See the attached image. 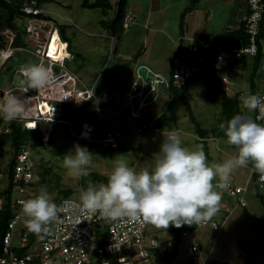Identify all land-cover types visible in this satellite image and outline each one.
<instances>
[{"label":"rangeland","instance_id":"rangeland-1","mask_svg":"<svg viewBox=\"0 0 264 264\" xmlns=\"http://www.w3.org/2000/svg\"><path fill=\"white\" fill-rule=\"evenodd\" d=\"M223 1L227 2L224 4ZM81 2L82 0H42L40 7L42 8L43 13L47 14L51 18L53 17L57 21L62 22L63 19H65V22L68 24L65 29V34L67 36L68 42L71 44V51L73 52V54L79 53V56H74L73 59L69 60V68L71 67V70L76 72L77 75H79V77L83 79L85 81L84 83H86V85L88 86L94 85L95 81L93 80L96 79L98 75H100V81L98 82L96 89L100 91L103 99L108 98L110 100L109 103H112L111 105L113 106V111L111 112L112 116L115 117V119L118 121L117 122L115 120L114 123H110V127H122V136H124V140L126 141L127 145L129 144V146L127 149L120 148L117 150H108L107 147H103L98 143L89 144V142H85L83 140H80L79 138H66L65 136H63V130L60 126L57 127L56 131L53 129L55 127V122L47 123L41 121L39 122L41 131H43L44 134L48 133V135L50 136L49 140L51 139L52 143L46 146L36 145L34 148L31 146H25V148H27L30 152L33 166L35 165V168H37L38 170V175L36 177L40 180V178L42 177V174L40 172L44 170L47 171L43 175V181L40 185L42 186L41 188H46L51 198L65 195L66 191H70L68 194L66 193L67 195L78 197L81 190L86 189L88 184L92 183L88 182L87 184L83 185L81 182V177L76 178L70 175L67 169L64 167V155L69 153V151L73 149V146L75 144L86 146L88 150L93 154V161L89 166V173H94L95 175L99 176V180L95 184H99L101 182L106 183V177L113 167V161L119 155H123L121 158H124L129 166L133 167L137 171L141 169H150L155 163L156 153L159 150V144L162 140V131H175L177 134H179L183 145L190 149L204 151L203 146H206L208 152L204 151V153L209 165L223 163L225 160L234 157L237 153L236 147L228 144L226 139H217L211 132V129L215 125L217 126V121L219 120L218 117L220 112L221 99L220 97H218L215 102H211L208 100V94L211 92V87L206 81L208 79V72L206 69L203 70L199 82H197L194 88L188 93V96L197 122L201 125V127L209 131V133H206L207 136L205 135L204 137V134L201 135L199 134L197 129H194L192 122L190 121L188 116H186L184 107L179 101L175 102L172 109L164 114V110L169 104V101L172 100V98L168 97V93L165 92V90L161 87L159 96L153 97V95H151V97L147 99V102L144 105V110L141 114V119L143 120L144 117V121L148 125V131L143 133L145 135H140L135 132V122L129 120L126 117L129 113V106L125 101V97L123 98V101L121 99L124 88L126 86V77L128 76L129 72H131L130 58L126 59L124 57L134 56L133 54L136 53L135 50L137 51L142 46L143 48L147 47V38L143 33V29L141 28L142 30H139L140 27H137L136 32L130 33L132 31V25L130 29L125 30V33L130 37V42L126 44V41L120 39V41L124 44L122 48H124V50H126L127 52L123 51L121 47H118V57L112 60V56L110 60H108V66H106V61L103 62V60L108 54V41L105 37L100 36V34L106 35V31L103 30L99 24V21L104 18V14L99 9L90 10L86 7L81 6ZM218 2L219 0L216 1L217 4L214 5V8L217 9L220 6H223V8L218 12V14H215V18L219 17L218 19L220 22L218 24L220 27H222V32L228 29L236 28L240 24V21L236 19L233 13H229V9H232L233 12L234 9H236L237 5L235 4V2L232 0H221L222 4H218ZM245 2V0H240L241 8L246 7ZM0 14L2 16L0 17V22H4L6 19V15H4L5 13L1 8ZM244 14L245 11L241 13L240 17H243ZM15 21L17 23H23L27 26L26 35L28 38V47L24 49H15L13 51V56L1 66L0 87L2 90H7L3 92H8L7 95L5 94L6 97L15 96L19 98L18 96H20V94H16V91H12L13 93L9 92L10 88L13 86L10 83L11 81H9V78L11 77L12 73H17V71L22 66L40 62L39 56L34 52L35 44L33 43H35V41L31 40L29 36H37L39 42H45L48 35H50L48 34L50 28L47 27L44 22L35 20L33 18H30L29 16H27L25 19H21V21H17V19ZM0 30L2 31V29ZM138 30L140 31V33L138 32ZM207 31L211 32L209 28H207ZM133 33H135V38H133ZM2 35V32H0L1 41L3 40ZM31 41H33V43H31ZM58 41H61V39H58ZM191 41L196 42V44H198L200 47L203 46L200 44L201 42H199V40H196L195 38L191 39ZM117 43L119 45H122L120 42H118V40L116 41V45ZM7 44L9 45L8 41ZM262 46L264 50V40L262 41ZM147 52L148 57L153 54L150 49ZM171 53L172 51L169 52L167 56L166 53H162L161 51V57H158V59H156L155 52L154 56L149 57L150 59H146L145 62L147 65H151H148L149 67L163 73L167 77L169 59L168 57ZM125 62L128 63V66L124 69V67L121 66ZM252 62L253 59L251 57L245 56L244 59L241 60L229 58L216 63L217 78L221 80V77H227L231 80V95H233L234 93H238L239 91L244 92L245 95L248 94V83L250 73L252 72ZM43 64L44 66L46 65L45 63ZM102 65L111 68L112 71H109L106 73V75H103V73L100 72V68L102 67ZM115 65L120 67H117ZM200 65H205L204 56L203 61ZM139 66L140 65H137V68H139ZM135 70L136 66H134V73ZM111 73L117 77L116 81L111 80ZM134 73L129 75L131 77H134ZM259 77L262 78L263 76H260L259 73L256 74L255 83L259 84V89H261L263 87V82ZM19 78H21V80L15 82L16 86H18V90L21 89V87H26L22 76H19ZM113 84H115L114 88L112 87ZM27 92L29 94H34L36 90L29 89ZM6 97H3L2 100ZM30 101L32 102V105H34V101L32 99ZM240 105L243 109L242 103H240ZM31 111L32 109L27 108L26 105L24 107L23 114L17 116L20 119L24 120V124L27 128H30L29 126H27V121L30 119ZM244 114L252 116V113H249L247 109L244 110ZM164 115L167 117L168 123L170 125L166 123V127L163 126L161 128H158L155 125V119L158 116ZM2 117L4 116L0 115V118ZM14 119L20 120L18 118ZM75 129L76 128L72 129L73 133L76 131ZM50 130L53 131L50 132ZM96 133L98 134V130H96ZM7 148H9L8 145L4 147V150L3 148L1 150L0 175L3 169L7 167L6 163L10 160V155L12 156L13 153L12 152L11 154H9L8 151H5L7 150ZM250 171L251 169L248 167H241L235 169L231 174L230 181L232 183L238 184L241 188H244L245 195L233 198L235 199L237 205H235L233 211H231L232 213L223 222L222 227L219 231V233L221 232V234L215 232V234L218 235L219 239H226L230 241V248L236 249L235 251L238 253V255H242L241 248L238 245L239 242L241 240L247 241L246 245L248 247H251L252 241L256 238L257 235L256 232L252 229V222L243 214L241 204H238V199L241 197L243 205H245L246 203L247 209L253 214H261L264 208L262 202H260L253 195L254 191L252 190V188L246 187V181L248 177L250 180L249 186H251ZM1 178L2 177H0V179ZM217 181L218 178L217 180H214L213 183L215 184ZM1 182H4L5 188V186H7L6 179L5 181L2 179ZM216 190L221 192V208H226L227 204L230 205L229 201L224 199L225 196L220 189ZM260 192L264 193V184L261 185ZM232 203H234V201H232ZM217 213L213 217L215 219H220L221 213ZM22 227H26L25 223L24 221H19L14 232V242H16L17 236L19 235V230ZM148 231L149 233L155 234L162 240H169L167 239L170 237L169 234L163 231V229L160 230V228L153 227L149 228ZM197 234L204 235V238H207V241H204L202 244L204 251L207 252V247H210L212 244V240L210 239L212 235L211 232L207 230H199ZM191 239L192 238L184 237L183 240H180V243L182 246H187L188 248V246H190L189 244L192 242ZM35 248L36 247H32L30 250H33ZM216 248H218V246ZM235 251L232 250L231 254H236ZM229 256L230 255H228L227 259L231 261ZM205 257L206 255L204 257L200 256L197 260H193L192 256L189 253L186 257L184 250L181 254H178L176 256L173 264H182L183 262V264H206V260L208 258ZM137 264L142 263L137 262Z\"/></svg>","mask_w":264,"mask_h":264},{"label":"built area","instance_id":"built-area-1","mask_svg":"<svg viewBox=\"0 0 264 264\" xmlns=\"http://www.w3.org/2000/svg\"><path fill=\"white\" fill-rule=\"evenodd\" d=\"M247 9L248 12L243 19L247 33L246 44L223 47L217 55L219 61L229 58V56L241 59L245 56L253 57L257 54V36L264 11V1L247 0ZM21 10L31 15H38L43 12L38 0H28L21 6ZM130 21L131 16L125 15L122 21L123 27L127 28ZM44 23L50 28V32L54 24L51 22ZM8 28L6 27L5 31ZM5 31L2 30L3 35L9 38V46L6 47V50L0 52V68L13 52L10 44L14 35L11 31H8V33H5ZM54 32L55 28L53 29ZM29 37L35 41V43L31 41V43L35 44L34 52L40 58L39 63H45V67L51 70V80L44 88L36 90L34 94H29L25 91V87H21L23 93H18L20 94L18 97H22L23 102L28 103L26 105L32 109L27 126L34 129L41 121L47 123L60 121L58 115L62 113L64 105L76 108L92 100L94 93L91 87L86 86L67 68L65 56L68 53L65 48L62 50L60 58H54L48 52V45L51 42L49 41V35L45 42H39L37 36L30 35ZM203 52V46L190 45L189 54L172 66L168 77L149 66L144 65L136 68L134 77L125 94V101L129 106V113L126 117L135 122L136 133L143 135L147 130L146 124L140 121L147 99L151 95L153 97L158 96L161 85L168 86L170 79L176 84H185L186 80L197 71L198 65L202 63ZM142 69H145L144 73L141 72ZM19 76L21 74L18 70L11 79L10 83L13 86L9 92L12 93L18 88L15 79L16 81L21 80ZM230 82L231 80L227 77L221 80V86L226 93L230 92ZM243 95L245 94L241 92L238 97L241 99ZM258 95L264 97V92ZM31 99L34 101V105H32ZM45 104L48 106L47 111L44 110ZM100 110L101 108L97 107L96 112ZM16 118L20 119L19 117ZM259 122L264 123V121ZM7 131L6 127L0 129V132ZM94 132H96V124L83 122L78 136L87 142H91L94 140ZM47 137L48 133L43 135L44 140ZM121 139V130L111 127L105 129L102 137L97 141L103 147L117 149ZM33 167L29 150L25 147L21 148L15 155L12 178L15 185V203L12 208H16L2 237L0 264H137V262L142 264H166L161 260V257L166 251L172 249L173 244L170 239L162 240L158 236L149 233L148 229L153 225L128 218L109 221L98 214L90 215L80 208L79 196L57 197L58 199L53 197L52 199L58 205L59 222H53L49 226V232L42 237L40 236L34 242L30 241L31 232L26 227H22L19 230L16 242H14L16 225L21 219L25 218L21 212L20 201L37 195V190L34 187L37 181ZM256 180L259 185L264 184V181L259 180L258 175ZM223 190L231 198H237L239 197L238 194L245 191L239 185H232L231 183L229 188ZM238 202L243 204L241 197ZM218 226V223L211 219L206 223L194 224L193 229L182 230L181 236L194 237L196 231L200 229L216 230ZM32 247L36 248L30 250ZM197 248L199 247L195 242L188 248V253L193 260L200 257ZM19 249H23V252L17 253Z\"/></svg>","mask_w":264,"mask_h":264},{"label":"clouds","instance_id":"clouds-1","mask_svg":"<svg viewBox=\"0 0 264 264\" xmlns=\"http://www.w3.org/2000/svg\"><path fill=\"white\" fill-rule=\"evenodd\" d=\"M57 23L59 22L57 21ZM59 24L67 23L63 19ZM54 28L63 43L62 50L65 48L68 53L65 56V62L69 69L68 61L72 59V54L68 50L67 42L61 38L57 24L51 27L49 34ZM137 65L148 66L144 63ZM137 65H135L136 68ZM260 69L261 71L264 69V59ZM69 71L83 83L85 82L76 72L71 69ZM19 72L26 86V92L29 89L44 88L51 80V70L45 67L43 63H31L22 66ZM141 72H145V69H142ZM169 75L167 73V77ZM161 88L167 89L168 86L161 85ZM16 93L18 94V92ZM258 94H246L241 97L243 107L249 113H257L254 118L246 114H236L219 125L224 132L227 143L237 149L234 157L225 160L223 163L209 165L203 150H194L184 146L179 134L175 131H162V140L156 153L155 163L150 169L137 171L129 166L124 158H121L123 155L117 156L113 161L111 171L107 174L106 183H89L86 189L81 190L79 193L80 208L90 215L98 214L109 221L128 218L166 230L169 225L179 228L183 225L191 226L194 223H206L211 219L216 221L218 225H222L224 219L226 220L232 213L231 211L237 203L234 201V204L231 205L232 208L228 204L226 208H219L222 196L221 192L216 189H220L226 197H229L223 189L229 188L230 183L238 185L230 181L233 171L251 165L258 174L259 180L264 181V123L258 122L264 121V97ZM23 112V102L19 98L8 96L0 100V115L6 119H14ZM60 115L61 113L58 117ZM83 122L90 121L80 123L76 138H79L78 135ZM93 138L94 140L89 144L98 143L97 139L100 137H96L94 132ZM92 161L93 154L86 146L79 144H75L73 149L63 158L64 167L70 175L76 178L89 174V166ZM217 178L218 181L214 184L213 181ZM249 184L248 177L246 187H249ZM244 195L245 191L238 194V196ZM20 205L21 212L25 216L20 221L25 220L27 230L37 236L48 233L49 226L53 222H59L58 205L51 198L46 188H41L39 194L33 198L21 200ZM218 211L224 213L225 216L217 221L213 216ZM222 216L220 214V217ZM200 230L208 231L210 229L203 228ZM194 237L189 238L194 239ZM183 238L181 236V240ZM193 242L195 241L189 245ZM197 244L201 248V245ZM186 254L188 255L187 248ZM199 256H203V254L199 252ZM173 261L170 263L173 264Z\"/></svg>","mask_w":264,"mask_h":264},{"label":"trees","instance_id":"trees-1","mask_svg":"<svg viewBox=\"0 0 264 264\" xmlns=\"http://www.w3.org/2000/svg\"><path fill=\"white\" fill-rule=\"evenodd\" d=\"M28 0H0V8L3 10L6 15V19L4 22H0V27H3V30L5 31L6 27H9L6 29L5 33L8 31H11L14 33V38L11 41V47L12 49H24L28 47L27 44V35H26V25L23 23H17V21H21V19H25L27 16L30 18H33L38 21H43V22H51L57 24V20H55L53 17H49L47 14L41 12L38 15H31V14H26L24 11L21 10V6L26 3ZM264 1V0H263ZM39 4H41L42 0H38ZM126 0H118L116 4V12L115 16L112 17L111 19H102L99 21V24L103 28L109 27L110 24H112L113 27V33H116L117 36L120 34V30L122 29V17L124 15L123 7H125ZM81 6L86 7L88 9H99L101 12L106 15V9H108L111 4L109 3L108 0H82ZM248 12V11H247ZM247 14V13H246ZM0 17L1 14H0ZM110 22V23H106ZM114 22V23H111ZM6 23V24H5ZM68 24H57L58 26V31L61 36V38L67 42L68 50L72 54V58L74 56H79V53H74L71 51V44L68 42V39L65 35V29ZM208 36V35H207ZM264 40V11L262 18L259 23V33L257 36V54L252 57L253 62H252V72L250 73L249 76V88H248V94H257V90L255 89V77L256 74H258V71L261 68L262 61H263V46H262V41ZM247 42V33L244 27V21H241L240 24L234 28V29H229L225 32H221L219 34H216L214 37H207V40L204 42L206 45L204 49V66L203 65H198L197 71H195L185 82V84L180 85L174 83L171 79L169 80L168 84V96L172 98V100L169 101V104L164 110V114H166L169 110L172 109L173 105L175 102L179 101L182 106L184 107L186 111V116L190 119V121L193 124L194 129H197L199 134L203 135L205 137L206 133L209 131L207 129H204L201 127V125L197 122L196 117L194 116V112L192 110L190 101H189V96L188 93L194 88V86L199 82L201 78V74L203 73V70L206 69L208 72V79L206 80L208 84L211 87V92L208 94V100L211 102H215L218 97H220V112H219V117L217 121V126L215 125L212 129L211 132L214 137L216 138H222L226 139L224 132L220 129L219 125L222 122H226L228 119H230L232 116L236 114H244V107L243 109L241 108L242 106L240 105L241 99L238 97V95L241 93L239 91L238 93H234L233 95L229 93L224 92L222 86H221V80L217 78V73H216V63L220 62L217 58L218 52L221 48L223 47H232V46H243ZM13 56V55H12ZM181 53L179 50H176L170 55L169 58V70L168 73L170 74V70L172 68V65L174 64L175 60L181 59ZM11 58V57H10ZM8 58V59H10ZM230 58V57H229ZM228 58V59H229ZM7 59V60H8ZM227 59V58H225ZM233 59V58H232ZM241 59H244L241 58ZM241 59H236L235 60H241ZM6 60V61H7ZM104 62V61H103ZM103 66L100 72L103 73V75H106L107 72L110 71V68H107ZM106 70V71H105ZM111 80L116 81V76L114 74H111ZM256 90V92H255ZM19 91V90H17ZM16 91V92H17ZM15 92V91H14ZM97 96L102 95L100 94L99 90H96ZM240 101V102H239ZM90 101L86 103V105L81 104L80 106L73 108L70 105H64L63 111L59 117L60 121H57L54 123V130H57V127L60 126L63 130V136L66 138H76V132L78 125L82 121H94V113L90 114L89 111L87 110V107ZM256 113H252V117L254 118ZM80 116V118H78ZM80 120V123H77V120ZM143 123L146 124L143 120H141ZM259 122V121H258ZM24 120H16V119H4V117L0 118V129L6 127L8 129L7 132H0V154L1 150L7 145L9 148H7L9 154L12 152V156L10 155V160L6 163L7 167L3 169L2 173L4 177L7 179V186L5 188H2L0 190V198L2 200V203L0 205V250L2 246V237L5 233L7 223L10 220V218L13 215V209L12 205L15 203V190H14V183L12 181L13 178V167L15 164V155L16 153L23 147L25 146H31L35 147L36 145H49L51 144V139L49 140V135L46 140L43 139L44 132L41 131L40 128V123L37 124L36 128L30 129L27 128L24 124ZM168 123L167 117L164 116H158L155 119V125L162 126ZM147 130L148 131V125L146 124ZM76 128L75 132L73 133L72 129ZM100 133L99 137H102L103 132L106 127L101 123L98 127ZM53 130H50L52 132ZM123 132V130H121ZM49 132V134H50ZM123 135V133H122ZM144 135V134H143ZM207 136V135H206ZM123 138V137H122ZM129 144L127 145L126 141L124 139H121L120 144L117 149L120 148H125L127 149ZM204 151L208 152V149L206 146H203ZM108 150H115V149H110ZM4 152V151H3ZM2 152V154H3ZM250 169H253L251 165L247 166ZM33 170L35 172V175H38V170L35 168V165L33 167ZM47 171H41L40 173L42 174V177L40 180L37 178L36 183H35V188L37 190V195L39 194L41 190V182L43 181V175ZM257 173L254 171V169L251 172V187L252 190L254 191V196L263 204L264 207V195L262 192H260L261 185L257 182ZM107 179V177H106ZM99 180V176L95 175L94 173H89L87 176H82L81 177V182L83 185L87 184L88 182L92 183H97ZM33 187V184L31 185ZM70 191H66L68 194ZM61 195L57 196L58 198H63V197H72L70 195ZM225 196V195H224ZM55 197V199L57 198ZM226 197V196H225ZM227 201H229L230 205H233L232 201H235V199L231 197H226ZM57 198V199H58ZM14 206V205H13ZM231 207V206H229ZM233 207V206H232ZM231 207V208H232ZM242 212L243 214L252 222V229L256 232V238L252 241L251 247H248L247 241H240L239 246L241 248L242 253L244 254L245 260L243 264H256V260L258 258L264 257V208L262 210L261 214H253L247 209V205H241ZM223 216L221 219L224 218L225 214L221 213ZM218 221V219H216ZM25 221V220H24ZM222 221V220H221ZM195 224V223H194ZM193 225H183L179 228L174 227L172 225H169L168 229L160 228V230L163 229V231H166L169 236L170 240L172 241L173 247L170 251H166L162 257V261L165 262L166 264L172 262L176 256L178 255L179 252V244L181 240V231L184 229H193ZM155 226H152L150 228H153ZM45 235L42 234L41 237ZM155 235V234H154ZM156 236V235H155ZM40 236H37L34 233H30V241L34 242L37 238ZM103 243V242H102ZM23 249L17 250V253H22ZM107 258V257H106ZM155 260V259H154ZM206 264H235L231 263L228 261L224 260H217L213 258H208L206 260Z\"/></svg>","mask_w":264,"mask_h":264},{"label":"crops","instance_id":"crops-1","mask_svg":"<svg viewBox=\"0 0 264 264\" xmlns=\"http://www.w3.org/2000/svg\"><path fill=\"white\" fill-rule=\"evenodd\" d=\"M108 1L111 4V6L108 9H106V11H105L106 15L103 18L104 20L105 19H111L112 17L115 16V12H116V4H117L118 0H108ZM216 1H218V0H126L125 7H123V11H124L123 17L125 15L131 16L132 20H131V23L129 24V26L127 28H124L123 24H122V29L120 30L121 32L118 36L116 33L112 32L113 31L112 24H110L109 27H107V28L101 27L103 30L106 31V35L100 34V36L106 38V40L108 41V48H109L108 54H107L106 58L103 60V61H106L105 65L108 66V64H109L108 60H110V58L112 56H113L112 60H114L115 58L118 57V54H117L118 49H119L118 47L122 48L124 45L120 41V39H122L123 41H126V44L128 42H130V37L128 36V34L125 33V30L130 29V27L132 25H133V27H132V31L130 33L136 32L137 27H140L139 30L141 28L143 29V33L145 34V36L147 38L146 39L147 40V47L143 48V46H142L137 51L135 50L136 53L133 54L134 56L124 57L126 59L130 58V62H131V68H130L131 72H129L130 75L134 73V66L136 64H139V63L146 64V62H145L146 59H148L149 57H153L155 52H156L155 58L158 59V57H161V55H162V54L160 55L161 51H162V53H166V55L168 56L169 52L172 51V53H173L176 50H179V52L182 55L181 59H183L184 57L187 56V54H189L188 53L189 46L192 44H196V42L191 41V39H193V38H195L196 40H199V42H201L200 44L203 45V47L205 49L206 46H204V45H206V44L204 42L207 40V37L208 36L214 37L216 34H219L222 32V30H221L222 27H220L218 24L220 22L218 19L219 17L215 18V14H218V12L220 10H222L223 6H220L219 8L215 9L214 5L217 4ZM232 1L235 2L237 7H236V9H234L235 14H234L232 9H229V13H231V14L233 13V15L236 17V19H238L241 22L245 18L247 10H248L247 9V0H245L246 1L245 2V5H246L245 8H241L240 0H232ZM242 1H244V0H242ZM226 2L227 1H223L224 4ZM218 4H222L221 0H219ZM243 11H245V14L243 17H240L241 13ZM123 17H122V21H123ZM58 22H60V21H58ZM106 23H110V22L106 21ZM111 23H114V22L111 21ZM207 28H209L211 30V32H208ZM0 29L3 30V27ZM139 30H138V32L140 33ZM0 32H2V31L0 30ZM2 34H3V32H2ZM13 35H14V33H13ZM2 38H3L2 41L0 39V52L4 51V49L6 50V47L9 46L7 44V41L9 40V38H7L6 35H2ZM133 38H135V33H133ZM117 40L122 45H119L118 43L116 45ZM199 42H197V43H199ZM122 49H123V51L127 52L126 50H124V48H122ZM149 49L153 52V54L148 57L147 51H149ZM13 51H14V49H13ZM262 52H263L262 58L264 59V50H262ZM126 54H128V53H126ZM12 55H13V52H12L10 57H12ZM170 55L168 58H170ZM10 57H8V58H10ZM229 57L235 59L234 57H231V56H229ZM181 59H178V60H181ZM178 60H175L174 64H176V62H178ZM223 60H226V59H223ZM223 60H221V61H223ZM68 63H69V61H68ZM125 63L121 66V67H124V69H125V67L128 66V63H126V64ZM103 65L100 68V70L103 68ZM148 65L151 66L150 64H148ZM115 66H117V65H115ZM68 67H69V65H68ZM117 67H120V66H117ZM169 67H170V64H169V59H168V70H169ZM107 68H109V67H107ZM69 69H71V67ZM168 70H167V73H168ZM110 71H112L111 68H110ZM258 73L260 74V76H263L262 78L259 77L260 80H262V82H263V87L261 89H259V84L255 85L257 92L260 93V92L264 91V69H262V71L260 69L258 71ZM129 74L126 77V86H125L123 94H122V98H121L122 101H123V98L125 97V94L129 88L130 84H131V81L133 79V77H131ZM14 75H15V73H12L11 77L9 78V81H11V79L14 77ZM223 78L224 77H221V80ZM93 81H95L94 85L89 86V87H91L93 90L94 98H92V100H90L89 104H87L88 105L87 110L89 111L90 114L94 113V121H90V122L97 124L96 128L98 130V134L95 132V136L99 137V133H100V131L98 129L99 125H101V123H102L104 125V127L111 128L110 126H111L112 122L114 123L116 119H115V117L112 116V113H111L113 111V109H112L113 106L111 105L112 103H109L110 100L108 98L103 99L102 95L97 96V94H96V90H97L96 86H97L98 82L100 81L99 77L97 79H94ZM15 82H16V79H15ZM84 84L86 85V83H84ZM86 86H88V85H86ZM248 86H249V83H248ZM112 87L114 88L115 84H113ZM17 90H14V91H17ZM164 90H165V92L168 93V89H164ZM4 91H7V90L6 89L2 90L0 87V100H2L3 97H6L5 96L6 93H3ZM17 92L23 93V91L21 89H19V91H17ZM20 100L23 102L22 97H20ZM26 104L28 105V103L23 102V107H25ZM84 105H86V103H84ZM97 107L101 108V110L98 112H96ZM27 108H30V107L27 106ZM78 118H80V116ZM78 123H80L79 119H78ZM167 124L170 125L169 123H167ZM163 126L166 127V125H162V126H158V128H161ZM79 127H80V125H78L77 131L79 130ZM119 129L122 130V127L121 128L119 127ZM135 135H136V133H135ZM122 137H123L122 139H124V136H122ZM0 177H2L0 179V190H1L2 188H4V182H1V181H2V179L5 181L6 178L4 177L3 173H1ZM6 181H7V179H6ZM1 203H2V200L0 198V205H1ZM220 208H221V206H220ZM218 213H219V211H218ZM224 221H225V219H224ZM208 231L211 232V234H212L211 238H210L212 240V242H211L212 244L210 247L206 246L208 248L207 252L204 251V248L202 246L203 242L207 241L206 240L207 238H204V235L197 234L194 237V239H191L192 241H195L201 245V248H199V252H201L203 254V257L206 255L205 258H213V259L224 260V261H228V262L232 261L231 263H235V264H243V262L245 260L243 253H242V255H238V253L235 251L236 249L230 248V243H231L230 241H228L226 239H219L218 235L215 234L214 231H210V230H208ZM216 233H219V232H216ZM219 234H221V232ZM167 239H170V237ZM217 246H218V248H216ZM225 246H226V249H225ZM186 248H187V246H182L180 244L178 254H181L182 251H184V250H185V254H186ZM232 250L235 251L236 254H234V253L231 254ZM228 255H230L229 258L231 259V261L227 259ZM186 257H187V254H186ZM161 260H162V257H161ZM256 264H264V257L258 258L256 260Z\"/></svg>","mask_w":264,"mask_h":264},{"label":"bare ground","instance_id":"bare-ground-1","mask_svg":"<svg viewBox=\"0 0 264 264\" xmlns=\"http://www.w3.org/2000/svg\"><path fill=\"white\" fill-rule=\"evenodd\" d=\"M132 20V19H131ZM53 34V35H52ZM52 36V37H51ZM58 39H60L59 37H58V35H57V33L55 32V33H53V31L50 33V35H49V41H51L50 42V45H49V49H48V52H49V54L50 55H52L54 58H60L61 57V55H62V47H63V43L61 42V41H58ZM48 41V42H49ZM26 98V97H25ZM44 110L45 111H47V109H48V106L45 104L44 105ZM50 111H52V110H50ZM14 208H16V207H14ZM214 218V217H213ZM221 227H222V225H219L218 226V229H216V230H213L214 232H219L220 231V229H221ZM190 230V229H189ZM191 246V245H190ZM190 246H188V248L190 247ZM187 248V249H188ZM198 249V252H199V248H197Z\"/></svg>","mask_w":264,"mask_h":264}]
</instances>
